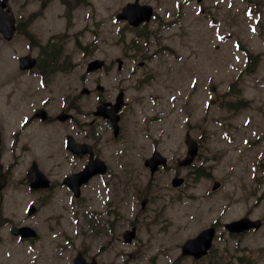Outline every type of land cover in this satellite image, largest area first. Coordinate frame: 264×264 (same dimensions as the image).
Instances as JSON below:
<instances>
[{
    "label": "rangeland",
    "instance_id": "1",
    "mask_svg": "<svg viewBox=\"0 0 264 264\" xmlns=\"http://www.w3.org/2000/svg\"><path fill=\"white\" fill-rule=\"evenodd\" d=\"M76 1L10 0L19 29L11 41L0 35V129L7 149L19 142L24 151L22 156L4 157L13 174L0 223L27 217L32 199L20 178L23 166L14 167L17 159L22 163L40 159L47 171H58L52 173L56 183L79 164L62 145L65 134L73 133L68 123L21 128L33 111L43 107L55 115L74 95L83 111L95 109L99 96L114 101L124 89L122 134L113 138L108 126L103 158L111 161L112 189L125 183L120 229L127 230L131 222L139 228L137 239L122 246L117 241L109 252L112 261V256H104L103 264H264V225L239 237L224 229L241 217L264 221V0H140L154 7L156 17L138 29L116 19L134 0ZM52 37L59 39L57 48L70 54L72 66L49 71L42 82L38 69L21 71L18 58L32 51L44 62L40 47ZM37 43L40 47H35ZM238 45L258 56L251 72ZM118 57L124 59L120 71ZM94 58L105 59L109 69L85 75V63ZM97 84L105 87L103 94H80L83 87L95 90ZM237 102L243 104L236 109L228 106ZM186 133L200 141L201 149L190 167L181 168L177 161L187 151ZM155 149L169 163L152 178L144 160ZM198 171L205 173L200 179ZM175 176L185 178L183 186H172ZM215 180L222 187L213 192ZM133 181L137 186L129 188L141 194L138 201L126 187ZM101 183L95 180L77 202L56 184L43 196L45 207L28 222L44 236L58 221L70 233L85 230L91 209L106 208L108 192L102 198L96 195ZM141 199L146 201L144 210ZM215 223L220 235L208 257L197 261L181 254L186 239ZM8 233L3 229L0 256L6 249L20 259L22 248ZM118 249H123V256H115Z\"/></svg>",
    "mask_w": 264,
    "mask_h": 264
},
{
    "label": "flooded vegetation",
    "instance_id": "2",
    "mask_svg": "<svg viewBox=\"0 0 264 264\" xmlns=\"http://www.w3.org/2000/svg\"><path fill=\"white\" fill-rule=\"evenodd\" d=\"M99 100L103 101L104 99L99 96ZM82 109L83 108L79 102V96L74 95L66 101L65 105L61 108V111L65 113L71 112L74 114L73 116H75L76 113L84 116V120H80L77 117H74V119L72 120L74 125L77 127L76 134L83 137V141H90L93 147L94 156H100L104 152L105 145L107 143V140H103L104 133L99 130L100 124L103 121V123L108 126L110 120L94 115V109L92 108L85 109L84 111ZM49 119L54 120V117H52V115H49ZM31 120L34 121L36 119ZM80 124H83L85 130L78 128ZM3 156L4 151L2 147H0V159ZM71 156L82 160L79 163V168L73 170L72 172H76L82 169L90 158L89 153H85L83 155L71 153ZM6 174L9 176L7 172ZM58 175H60V173H58ZM96 177L97 176L93 177L92 181ZM118 191H121L119 187ZM2 197H4L3 192L0 193V199ZM58 201L63 202L62 200ZM58 233L61 234L62 231L58 230ZM80 233L81 230L79 229L76 230L73 235H60L58 237L50 239L49 241H46L43 238H39V240H43V242L35 246L37 258L33 260V264H74V261L78 255L81 256L82 260L78 264H89L94 260L97 261V264H103V261H105L103 259V257L105 256V251L108 253L109 248L106 250L103 246H97L92 242V237L80 236L78 235ZM118 240L119 238L117 237L116 241ZM117 256L121 257V254H117Z\"/></svg>",
    "mask_w": 264,
    "mask_h": 264
},
{
    "label": "water",
    "instance_id": "3",
    "mask_svg": "<svg viewBox=\"0 0 264 264\" xmlns=\"http://www.w3.org/2000/svg\"><path fill=\"white\" fill-rule=\"evenodd\" d=\"M7 4V0H4L2 3H0V31L4 34V36L7 39H11L13 32L15 30V25H14V17L13 15H10L8 12L10 11V8L7 11H3V7H5ZM153 15V9L151 6H146V5H140L139 1L136 0L135 3H129L121 13L117 16L119 19H125L128 20L129 23L133 26H138L139 24L143 23L144 21H149ZM102 61H94L90 65V70L98 68L102 65ZM36 64V59L32 58L30 55L26 57L21 58V68L26 69V68H32ZM122 62H120L121 66ZM117 104L114 105V115H115V121H118L119 116L116 114L118 110L122 107L123 105V93H120L117 99ZM107 104H101L98 107V111L104 110L106 108ZM64 115L59 116L60 119L63 118ZM67 117V116H65ZM68 141L71 142L73 139L71 137L68 138ZM187 144H188V156L185 160L180 162L182 165H188L190 164L194 157L196 156L198 152V146L195 143L194 140L191 138L187 139ZM97 162V161H96ZM160 164L166 165V158L163 157L162 155L156 153L153 155L151 159L146 160V165L151 167L152 173H154ZM93 172L89 170V166L87 169L83 170L82 172L76 174V177H71L67 181L68 183L74 187L76 186V189L78 190L79 186L81 183L86 181L88 177ZM182 182V180H177L175 179L173 184L175 186L179 185ZM49 183L46 179L41 178V182L39 180L34 181L32 186H47ZM219 187V183L215 182L213 189H216ZM259 227L260 223L258 222H250L248 220H241L238 222H235L234 224L228 226L230 230L232 231H243L247 228L250 227ZM22 230V229H20ZM22 233H25V230L22 231ZM215 231L214 229H208L203 231L202 233L199 234V236L195 239L187 241L183 245V253L184 254H192L196 258H200L204 254L207 253L208 249L211 247L212 244V239L214 237ZM129 239L134 236V232H130L129 234L126 235Z\"/></svg>",
    "mask_w": 264,
    "mask_h": 264
},
{
    "label": "trees",
    "instance_id": "4",
    "mask_svg": "<svg viewBox=\"0 0 264 264\" xmlns=\"http://www.w3.org/2000/svg\"><path fill=\"white\" fill-rule=\"evenodd\" d=\"M57 52H58V51H57ZM246 53H247V55H248L249 58L252 57V56H251V53H249V52H247V51H246Z\"/></svg>",
    "mask_w": 264,
    "mask_h": 264
}]
</instances>
